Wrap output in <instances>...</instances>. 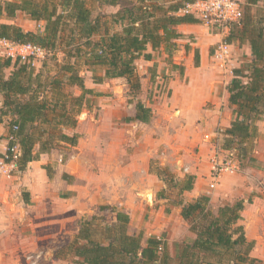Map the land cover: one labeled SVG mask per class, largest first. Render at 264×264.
I'll return each instance as SVG.
<instances>
[{
  "label": "trees",
  "instance_id": "1",
  "mask_svg": "<svg viewBox=\"0 0 264 264\" xmlns=\"http://www.w3.org/2000/svg\"><path fill=\"white\" fill-rule=\"evenodd\" d=\"M192 1L0 0L1 39L39 44L48 51L46 56L52 53L51 59L59 52L62 55L51 71L44 65L37 71L32 61L0 56V121L6 119L7 134H12L19 145L17 170L23 171L31 160L56 148L60 142L77 144L79 135H68L64 129L76 125L85 96L92 93L84 85L82 71L90 72L96 83L124 78L131 98H136L140 92L136 59L151 58L146 52L148 46L152 50L163 47L168 55L177 50L175 40L181 34L176 26L199 22L192 14L181 12ZM103 6L117 9L105 13L101 11ZM241 6L242 16L228 24L224 41L247 43L251 58L233 68V77L226 86L232 119L220 131L219 147L243 164L254 160L257 122L264 114V0H242ZM19 12L35 21L34 30L2 22ZM194 60L197 65L198 50ZM156 79L157 75L154 82ZM73 86L80 89L79 94L71 90ZM135 109L134 116L128 119L150 122L152 113L148 106L136 100ZM153 172L167 188L177 189L179 198L172 203L180 207V215L188 222L194 237L177 243L171 255L162 238L149 236L144 240L143 230L129 232V215L112 208L115 220L105 224L102 239L93 236V224L103 216L92 215L78 222L75 238L63 249L73 263L264 264V259L252 255L254 241L247 238L241 223L244 200L225 203L213 210L207 195L189 201L180 196L192 189L193 174L176 177L161 166ZM158 196L167 198L166 189L160 190Z\"/></svg>",
  "mask_w": 264,
  "mask_h": 264
},
{
  "label": "crops",
  "instance_id": "2",
  "mask_svg": "<svg viewBox=\"0 0 264 264\" xmlns=\"http://www.w3.org/2000/svg\"><path fill=\"white\" fill-rule=\"evenodd\" d=\"M20 14L11 19L3 18L2 22L18 25L15 21ZM29 22L36 24L31 19ZM176 29L181 37L175 40V52L168 55L163 47L152 50L148 46L146 52L151 58L136 59V73L140 76V92L136 98L126 94L128 86L124 78L96 83L90 72L82 71L84 85L92 93L85 96L76 125L64 129L68 135H79L77 144L70 146L60 142L56 148L31 160L23 171H12L10 176L0 173V264H75L63 249L75 238L82 215L103 214L112 208L129 215V232L143 230L144 240L149 236L159 237L169 227L164 217L166 208L172 207L180 214V207L170 204L172 200L168 196H158V204H148L144 194L151 179L160 180L151 171V161L166 165L174 157L181 161L187 158L185 163L190 162V165L185 166L184 171L189 170L195 176L192 189L183 192L184 201L207 195L210 206L217 208L223 203L244 200L241 223L247 238L254 241L251 253L264 259V206L258 196L252 197V201L246 199L250 180L240 171L223 174L215 186L210 187V159L216 145L208 135L203 137L213 128L216 131L230 124L232 113L226 90L229 81L224 82L228 77L225 72L251 58L250 46L228 43L230 56L220 66L213 52L224 41L226 30L219 32L200 21L182 23ZM195 50L199 53L197 65ZM169 61L184 67V78L189 77L186 83L178 78L170 79L168 84L165 82L163 74L173 71L167 66ZM34 65L37 71L42 68L36 66V62ZM156 75L163 81L158 77L154 82ZM200 75L204 78L198 79L197 84L202 86V92L192 100L191 97L181 98L180 94L194 84V76ZM71 90L80 93L76 86ZM1 100L0 95V106ZM136 100L150 108V122L128 119L136 112ZM170 111L178 113L172 121ZM263 116L257 122L254 145L259 146L253 149L254 158L264 153L260 146L264 142ZM170 127H182L193 135H188L185 142L175 141V135L167 136ZM7 133L4 119L0 121V154H4L8 144ZM165 186L161 184L158 194ZM102 205L109 207L102 209ZM114 220L113 212L110 222ZM28 254H40V257L31 263L26 259Z\"/></svg>",
  "mask_w": 264,
  "mask_h": 264
},
{
  "label": "rangeland",
  "instance_id": "3",
  "mask_svg": "<svg viewBox=\"0 0 264 264\" xmlns=\"http://www.w3.org/2000/svg\"><path fill=\"white\" fill-rule=\"evenodd\" d=\"M242 2V1H241ZM117 9V7H112V6H103L101 8L102 12L105 13H111L114 12ZM97 10L94 11V13H96ZM16 23H18L19 26H21L24 30H27L30 27L35 28L36 24L31 25V23L29 22V19L27 16H25L24 14H20L17 21H15ZM114 28H119L118 26H115ZM52 53H50L48 56H45L44 58H40L37 59L36 62V66H42L44 65L45 68L47 70H52L55 68L54 62L57 59L58 61L61 60V53H57V55L55 56V59H51ZM245 63V62H244ZM243 63V64H244ZM242 64V65H243ZM167 66H169L171 69H173V71L168 70L169 72L167 74H163L164 76V80L165 82L168 81L170 79H175L178 78L179 81L182 82H187L189 77L187 76L186 78H184V67L182 65L179 64H167ZM183 68V70L181 69ZM231 73L230 71L225 72L227 74L228 77L224 78V82L226 80L230 81L231 78L233 77V73H232V68L230 67ZM181 71V72H180ZM165 73V72H164ZM176 74V75H175ZM225 74V75H226ZM203 79L204 75H200V76H194L193 82L194 84L191 85V89L187 90L183 93H181V98L183 97H191V100L194 98V96L200 92H202L203 88L201 85L197 84V80L198 79ZM230 79V80H229ZM166 84V83H165ZM127 95L131 96L130 91L126 92ZM170 96V93H169ZM135 98V97H133ZM168 98V97H167ZM171 115H170V119L169 120H173V118L175 119L178 115L177 112H173L170 111ZM264 117V116H263ZM78 118V117H77ZM263 119V118H262ZM199 121H201V119H199ZM171 130H169L168 132H166L167 136H171V135H175L173 137V139L175 138V141L179 140V141H183L185 142L187 139V136L189 135L190 137L193 135L191 134V132H185L184 129L182 127H179L177 129L170 127ZM216 128V127H215ZM222 129V127H221ZM220 127H218L215 131V129L213 128L211 131L207 132V134H203L204 139L207 137V135L209 136L208 138H211V142L214 143V145H216V152L220 153V155L222 157H232L230 156V152H226V151H221V149H219V143H220V138H221V131ZM174 131H178V132H174ZM217 132V133H216ZM174 133V134H173ZM209 140V139H208ZM179 141L177 143H179ZM259 144L257 143L256 145H254V147H258ZM262 151L264 152V142L262 143ZM253 156H254V150H253ZM184 156H182L183 158ZM188 159L185 158L183 161L177 159V158H173L172 161H168V164H162L159 161H151V171H154V169L157 166H161V167H167L168 170L174 174L176 177L178 176H182L184 174H189V170L188 171H184V167L187 165H190V162H187ZM159 162V163H158ZM186 164V165H185ZM240 164V163H239ZM244 164V165H243ZM243 164L239 165V171L242 172L243 177L247 178L248 180H250L249 183V189L246 192V199H249L252 201V197L254 196H258L260 198V203L262 206H264V153H262L261 155L258 156V158H254V160H252L249 163L244 162ZM153 173V172H152ZM155 179H151V181H149V185L150 187L147 188L145 194H144V198L147 201L148 204H152L153 202H156L159 198H158V188L161 187V184H164L161 180H158L156 177H154ZM166 189V195L171 198V200H177L179 198L178 193H177V189L176 188H167L165 186ZM148 194L151 195V200L149 201V196ZM183 199L185 197H183V194L180 195ZM148 198V199H147ZM243 200V199H242ZM172 201L170 204H172ZM156 204H158L156 202ZM174 204V203H173ZM224 204V203H223ZM213 210H216V207H212L210 206ZM167 209H169V211H165V218H167L166 220H168V229L165 232H162L159 237L162 238V240H164L167 243L169 252L171 255H174L175 253V245L183 240H191L194 237V234L192 232H190L189 230V224L187 221H185L179 214V211L174 212L172 207H167ZM93 214H88L85 213L82 215V218H90ZM96 216H103V219H96L94 221L93 224V236L96 239H102L103 236V228L105 226V224L110 223V221L112 220V216H113V211L112 210H105L103 214L101 213H97L94 214ZM85 216V217H83ZM163 217V216H161ZM81 218V217H80ZM81 218V219H82ZM158 218V217H157ZM156 218V219H157ZM80 219V220H81ZM79 220V221H80ZM26 260V259H25ZM27 262V260H26ZM28 263V262H27Z\"/></svg>",
  "mask_w": 264,
  "mask_h": 264
},
{
  "label": "built area",
  "instance_id": "4",
  "mask_svg": "<svg viewBox=\"0 0 264 264\" xmlns=\"http://www.w3.org/2000/svg\"><path fill=\"white\" fill-rule=\"evenodd\" d=\"M181 12L192 14L205 26L216 28L219 32H224L228 30L229 23L241 18L242 6L240 0H193L186 3ZM0 51L4 56L32 62L44 58L48 53L44 47L36 43H19L1 38ZM213 55L220 66L225 64L230 56L229 44L225 41L220 42L214 49ZM229 71L231 73V70ZM159 80L163 81L161 77H159ZM157 90H159V87ZM6 140L8 144L4 154L0 156V173L10 176L12 171L17 170L16 159L19 155V145L15 142L12 134H7ZM210 163L211 188L215 186L223 174H235L239 170V163L235 159L232 157H222L216 151L212 154ZM39 257L40 254L26 255V259L31 263H35Z\"/></svg>",
  "mask_w": 264,
  "mask_h": 264
},
{
  "label": "bare ground",
  "instance_id": "5",
  "mask_svg": "<svg viewBox=\"0 0 264 264\" xmlns=\"http://www.w3.org/2000/svg\"><path fill=\"white\" fill-rule=\"evenodd\" d=\"M148 196H149V199H148V198H147V199L150 201V200H151V195H150V194H148Z\"/></svg>",
  "mask_w": 264,
  "mask_h": 264
}]
</instances>
